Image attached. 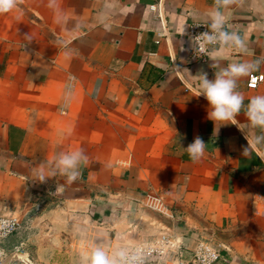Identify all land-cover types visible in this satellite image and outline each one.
<instances>
[{
    "label": "crops",
    "instance_id": "0c3cea01",
    "mask_svg": "<svg viewBox=\"0 0 264 264\" xmlns=\"http://www.w3.org/2000/svg\"><path fill=\"white\" fill-rule=\"evenodd\" d=\"M217 8L245 48L194 60L190 27ZM231 63L257 67L237 81L238 126L219 127L198 75L213 80ZM261 74L264 0H19L0 14V217L19 219L33 188H46L58 211L120 228L127 253L168 235L187 253L211 241L217 264H264V129L247 113L264 96L248 79ZM197 136L207 145L194 163L184 148ZM78 149L89 158L79 178L52 176L54 158ZM180 261L173 251L163 264Z\"/></svg>",
    "mask_w": 264,
    "mask_h": 264
},
{
    "label": "clouds",
    "instance_id": "9594fccd",
    "mask_svg": "<svg viewBox=\"0 0 264 264\" xmlns=\"http://www.w3.org/2000/svg\"><path fill=\"white\" fill-rule=\"evenodd\" d=\"M235 2L236 0H216L217 6H228ZM18 4L19 0H0V14L13 11L17 8ZM211 17L212 22L209 27L212 29V32H205L196 37L195 40L206 39L210 44H215L219 41L222 45H227L228 47H235L240 50L245 48L244 40L240 35L223 30L224 16L219 8L211 13ZM200 50L204 51L203 47ZM213 54L210 53V55ZM256 67L257 65L254 63H231L216 72L213 80H209L206 73L198 75L200 88L198 97L203 96L208 102L211 109L208 111V119L215 125L217 123H219V127L227 124L237 125L235 118L244 102L242 94L237 91V81L241 77L249 76ZM247 113L253 127L264 129V96L253 97L247 105ZM262 142H264V136H257L255 138V143L260 144ZM206 145L203 139L197 136L184 150L195 163L203 158ZM243 154H250L248 148L244 150ZM88 162L89 158L82 149L61 152L54 158L51 175H64L67 182L72 183L81 175V165H87ZM41 166L43 167V165ZM40 179L42 181L46 179L43 173H41ZM82 264H88L87 256L82 257ZM91 264H111V262L102 250L96 249L91 254Z\"/></svg>",
    "mask_w": 264,
    "mask_h": 264
},
{
    "label": "rangeland",
    "instance_id": "374dc122",
    "mask_svg": "<svg viewBox=\"0 0 264 264\" xmlns=\"http://www.w3.org/2000/svg\"><path fill=\"white\" fill-rule=\"evenodd\" d=\"M46 188H33L32 197L23 207L21 230L12 238L11 248L18 247L15 264H82V257L102 250L111 264H119L127 251L121 229L106 230L100 221L89 219L86 214L73 215L58 211L55 204L45 203ZM121 223L118 225L119 227ZM22 243V244H20Z\"/></svg>",
    "mask_w": 264,
    "mask_h": 264
},
{
    "label": "built area",
    "instance_id": "2783aa9c",
    "mask_svg": "<svg viewBox=\"0 0 264 264\" xmlns=\"http://www.w3.org/2000/svg\"><path fill=\"white\" fill-rule=\"evenodd\" d=\"M151 11L157 13L160 19H163L161 4L152 6ZM210 24L211 22H197L190 27L189 35L194 43L192 52L194 60L205 59L210 51L227 46L222 45L219 41L215 44H210L206 39L195 40L196 37L205 32H212L209 27ZM223 30L227 32L225 24ZM201 47H203L204 51L200 50ZM263 83V74L251 75L248 79V87L252 90L258 89ZM148 206L160 211L164 209L161 200L152 195L148 196ZM20 230L21 223L19 219L13 216L0 217V264H5L16 252H19L18 247L12 251L8 250L6 243L17 235ZM173 251L181 259L180 264H217L221 259L220 250L211 241H200L194 250H190L187 253L188 250L183 246L177 247L170 236L162 235L152 243H144L135 247L123 257L119 264H163L165 257L173 253Z\"/></svg>",
    "mask_w": 264,
    "mask_h": 264
},
{
    "label": "water",
    "instance_id": "95a60500",
    "mask_svg": "<svg viewBox=\"0 0 264 264\" xmlns=\"http://www.w3.org/2000/svg\"><path fill=\"white\" fill-rule=\"evenodd\" d=\"M16 257H18V255H17V254H14V255L9 259V261H7L5 264H10V263H12L11 260H12V259H15Z\"/></svg>",
    "mask_w": 264,
    "mask_h": 264
}]
</instances>
